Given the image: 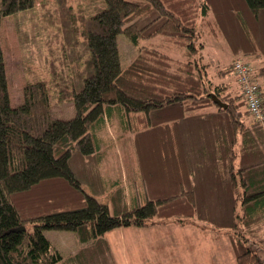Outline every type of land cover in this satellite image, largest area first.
Here are the masks:
<instances>
[{
  "label": "trees",
  "instance_id": "1",
  "mask_svg": "<svg viewBox=\"0 0 264 264\" xmlns=\"http://www.w3.org/2000/svg\"><path fill=\"white\" fill-rule=\"evenodd\" d=\"M103 1L102 10L83 20L88 66L81 74V85L71 92L75 114L70 119L52 117L49 93L42 82L25 85L22 103L10 105L0 47V264H60L62 256L44 236L45 230L71 231L85 243L117 228H141L155 217L192 216V192L182 189L181 180L176 184L182 191L179 195H157L120 214H111L107 205L84 191L82 174H77L83 167L73 169L71 162L74 156L85 164L101 155L99 148H106L107 119L113 130L129 129L135 148L152 144L155 152L151 154L162 163L165 154L174 156L167 138L195 144L196 118L208 117L199 137L203 143L183 149L184 180L196 175L227 176L232 184L225 183L224 188L230 191L234 178H247L253 191L242 200L246 219L264 216V155L260 150L264 138L258 131L264 122L253 120L239 84L234 91L231 82L225 81L228 75L234 76L232 63L226 67L220 60L215 63L206 51L207 41L217 31L229 43L239 36L241 42L253 38L259 25L263 26L264 0ZM33 4V0H0V19L29 10ZM119 34L136 51L126 66L120 62ZM239 49L233 48L235 53ZM247 51L239 56L254 55ZM253 78L262 84L264 110V66ZM185 121L189 122L181 134ZM217 144L220 148H214ZM234 144L243 148H227ZM237 157L240 164L235 169L232 161ZM153 165L156 170L155 159ZM216 204L220 215L214 217H219V223L214 217L205 221L236 232L241 215H234L235 202ZM179 206H187L188 212L175 215ZM229 236L234 264H264V258L249 248L256 243L251 236L243 232Z\"/></svg>",
  "mask_w": 264,
  "mask_h": 264
},
{
  "label": "rangeland",
  "instance_id": "2",
  "mask_svg": "<svg viewBox=\"0 0 264 264\" xmlns=\"http://www.w3.org/2000/svg\"><path fill=\"white\" fill-rule=\"evenodd\" d=\"M33 1V7L29 10L0 19V47L5 59L4 66L10 105L15 107L22 103L25 85L42 82L46 85L49 93L52 117L64 120L70 119L75 114L71 92L81 85V74L86 73L85 68L88 66V51L82 33L83 20L102 10L105 4L103 0ZM216 34V37H212L209 42L207 41L206 48L207 53L210 52L213 58L212 61L215 63H218L219 60L227 62L228 60L237 59V57H241L239 59L244 61L250 60L248 56H239L245 54V52L240 50L235 53L233 48L244 50L251 48L249 51H252L257 57L264 56V21L262 27L259 25L253 38L245 37L242 42L239 35L238 38L229 43L223 32L219 33L217 31ZM117 43L121 65L126 66L135 57V48L123 34L117 35ZM140 43L147 44L148 42L141 40ZM249 64L256 70L260 68L252 63ZM235 82L238 83L237 80ZM262 128L263 131H258L260 138L263 139L264 125H262ZM111 129L107 127L104 137L106 148H130L127 136L125 137L127 129ZM117 136L118 143L115 141ZM144 147V151L155 152L151 151L152 144L144 145ZM260 150L264 155V148H260ZM154 155L144 153L142 161L139 160L144 165L142 168L150 180L143 185L144 194L150 198L157 195L160 197H168L171 194L179 195L182 191L176 189V184L179 180L185 178L184 173L180 172V169H184V167H181L184 163L178 161L177 156H173L167 162L163 157L162 163L155 158V170L148 164L150 159H154ZM123 161H125V158L114 161L112 163L114 170L115 166H118L119 171L121 170L124 173ZM136 161L135 157V163ZM71 164L73 169L84 167L82 160L76 156H74V161ZM81 173L82 170L77 172L79 177ZM86 173L88 174L84 167V172L79 178L82 185L85 178H87ZM129 178L128 176L127 179ZM171 183L174 189L173 192H164V186ZM191 198L193 199V195ZM98 201L102 202L103 200L101 198ZM212 203L214 204V202H203V206L205 204L212 205ZM228 203L229 201L224 200L225 205H228ZM237 205H242V199L237 202ZM210 208L213 209V207ZM184 211L185 213L188 212L187 206H179L175 215H182ZM215 212L216 210L213 213ZM241 213L242 215L237 219L236 232L232 227L224 228L213 225L212 227L216 230L215 232L224 238L240 232H243L246 236H251L250 239L256 243L249 245V248L258 252L264 258V251H262L264 250V232H249V226L247 225L253 221L259 223L261 219L262 224H264V216L247 221L244 212L241 211ZM218 218L211 219H215L219 223ZM192 221L194 220L189 217H155L146 221L145 226H143L148 227V229L135 228V233H132L133 228H125L124 231L116 229L107 233L106 237L108 239L116 238L112 245L118 244V240H121V246L119 245L118 249H115L117 255H115V250L113 254L119 264H198L200 254L197 248L192 244L189 237V242H186L185 235L179 232V223L181 222L185 224L186 230L189 231L188 234L190 232L195 234V225L198 224ZM173 228L176 231H172ZM238 228L240 229L238 230ZM207 229L212 230L211 225ZM263 230L264 228H262ZM43 234L52 248L62 256L60 264H113L109 249L103 243L105 242L103 241L104 236L100 239H90L85 243H81L77 234L71 231L45 230ZM198 236L201 238L200 235ZM206 239L210 240L208 237H205ZM222 241H225V239ZM223 251L224 248L218 250L220 264L224 263ZM204 252L205 256H209L212 251L205 249ZM211 260L216 262L214 258ZM229 262L232 263L231 259ZM225 264L229 263L225 262Z\"/></svg>",
  "mask_w": 264,
  "mask_h": 264
},
{
  "label": "crops",
  "instance_id": "3",
  "mask_svg": "<svg viewBox=\"0 0 264 264\" xmlns=\"http://www.w3.org/2000/svg\"><path fill=\"white\" fill-rule=\"evenodd\" d=\"M240 50H242L243 52H248L247 50H251V48L246 49V50L239 49V51ZM263 57L262 55H260V57H257V55L255 54L250 55L248 56L250 60L249 61L247 60L246 62L252 63L256 65L257 67L264 66ZM232 61L233 60H228L227 62L220 61L219 64L226 67L228 65H231ZM225 79H226L225 81L231 82V88L234 91L239 90V87L237 83L235 82L233 75H228L227 77H225ZM204 117L205 116H197L196 118V121H195L196 141L194 142L195 144H188V143L185 144V142H183L182 139H180L181 141L179 143L178 137H177L178 140L177 139L174 140L172 136L171 138L173 141H171L170 138L169 139L167 138L168 148H170L169 152H171V154L174 156L176 152H179L180 153V155L178 156L179 161L183 162L184 165L186 162H185L184 156L182 155L183 149L186 150L185 148H191V147L198 148L197 143L198 144L203 143L202 142L203 140L200 141L202 138L199 139L200 133H203L204 129L207 126V124H204V122H209L208 120H206L208 117L207 118H204ZM107 120H108L107 127L111 129L110 126H112L113 123L110 122L109 119ZM188 122L189 121H185L180 125L179 132H181V134L183 133L182 132L183 127L186 124H188ZM248 126H250V123ZM165 135L169 137V131L167 132V134L165 133ZM126 136H127V140L129 141L130 148L128 147L127 148H124V147L123 148H99L98 152L101 153V155L93 157L90 162L87 160L84 164L85 170L88 172V174L87 173L85 174L87 175V178H85L82 188L84 189V191H86L90 195H93L98 200L102 198L103 201L102 202L99 201V202L107 205L109 212L111 214H120V213L129 211L133 207L143 204L148 198H150L144 194L143 185H145L150 180L142 168L144 167V165H142L140 161H142L143 159L142 155L144 153L151 155V152L144 151L143 148H135V138H133V136L130 135L129 129H127L125 133V137ZM115 141L118 143V136L116 137ZM141 141L143 143V140ZM214 148H220V146L217 144L216 146L214 145ZM227 148H243V146L240 144H234L232 146L228 145ZM151 149H152L151 151H154L153 150L154 148L151 147ZM125 153H127V155H125ZM135 157L137 160L136 163H135ZM123 158H125V161H123V166H124L123 170H124L125 175L124 173L121 172V170L119 171L118 166H115V170L113 168L114 165L112 166V163H114V161H116L117 159L123 160ZM164 158L166 159L165 162H167L170 159V158H167L166 154ZM154 159H155V156H154ZM154 159H150L149 160L150 162L148 164L152 168L155 169V166L153 165ZM88 162H89V165H88ZM217 164L219 167H224L222 165L223 163L219 162ZM226 164L228 163L226 162ZM239 164H240V159L238 157L234 158L232 161L233 167L236 169L239 167ZM184 165H182L181 167H184ZM84 167L82 169L81 174H83L84 172ZM183 171L184 169H180L181 173H184ZM113 172H116V173L114 174ZM105 173H107L108 175ZM128 176L130 177L129 179H127ZM91 179L93 180L91 181ZM217 179L221 181V184H223V187L221 186V184H219ZM217 179L196 175L194 177H190L186 181L184 179L181 180V183L183 182L182 189L183 188L189 189L192 192L194 202L191 206L194 205L195 211L194 213L191 214L192 216H190L189 218H191V220H194L192 222H195L198 225H195V234H192L191 232L190 234H188L189 231L186 230V227L184 226L185 224L181 223L182 220H180L181 222L179 223L180 224L179 232L185 235L186 242H189L188 241V237H189L192 244H194L195 247L197 248L200 254V262L198 264H220L221 260H220L219 252H218L220 248H224V251H223L224 263L223 264H225V262H228L230 264L229 262L230 259L232 262L231 264H234L233 256L228 251L229 236L228 237L226 236V238H224L223 236L219 235L217 232H215L216 230L212 227V225L205 221V218L214 217L217 215L219 216L220 213H217V211L215 213L213 212L217 210V207L219 206L218 204H216V202L223 201V200L235 202V205H234L235 214L234 215L235 216L242 215L241 211H243V207L242 205L238 206L237 202L240 199L243 200L244 195L250 196L253 191L249 185V181H247V178H243V177L234 178L233 181H234L235 186L230 191L224 188L225 183L232 184L229 177L223 176L222 178L219 177ZM241 182L244 183V186L242 185ZM173 190L174 189L172 187V183L169 184L168 186H164V189H163L164 192H173ZM245 190H246V193H245ZM203 202H214V204L213 203L212 205L205 204L203 206ZM210 207H213V209L211 210ZM254 222L255 221L247 224L249 226V232H252V233L253 232H259V233L264 232V230L262 231V228H264V224H262V222H259V223H254ZM209 225H211L212 230L207 229ZM127 228H133L134 230L132 231V233H135L136 227H127ZM117 229L124 231L123 229L125 228H117ZM137 229H148V227H141ZM174 230L175 229L173 228L172 231ZM106 235L108 234L104 235L103 241L105 242L103 243L109 249L113 264H119L116 257L113 256V254H114V250L118 249L119 245L121 246V242H120L121 240L119 239L118 244H114L115 245L114 246L112 245V243L116 238L108 239ZM198 235H200L201 238ZM205 237H208L210 240L206 239L207 240L206 241ZM223 239H225V241H222ZM186 247L184 248L186 249ZM205 249L207 250L209 249L212 251L209 254V256H205V252H204ZM215 250H216V254H215ZM115 255H117L116 250H115ZM212 258H214L216 262L212 261L211 260Z\"/></svg>",
  "mask_w": 264,
  "mask_h": 264
},
{
  "label": "built area",
  "instance_id": "4",
  "mask_svg": "<svg viewBox=\"0 0 264 264\" xmlns=\"http://www.w3.org/2000/svg\"><path fill=\"white\" fill-rule=\"evenodd\" d=\"M243 59H235L232 62V72L240 86L241 94L246 101V107L255 122H264V110L261 106V83L253 78L256 71Z\"/></svg>",
  "mask_w": 264,
  "mask_h": 264
},
{
  "label": "water",
  "instance_id": "5",
  "mask_svg": "<svg viewBox=\"0 0 264 264\" xmlns=\"http://www.w3.org/2000/svg\"><path fill=\"white\" fill-rule=\"evenodd\" d=\"M21 230H24V228H21Z\"/></svg>",
  "mask_w": 264,
  "mask_h": 264
}]
</instances>
